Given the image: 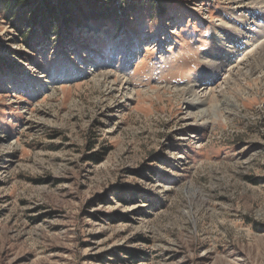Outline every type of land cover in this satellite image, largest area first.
Wrapping results in <instances>:
<instances>
[{"label": "rangeland", "instance_id": "374dc122", "mask_svg": "<svg viewBox=\"0 0 264 264\" xmlns=\"http://www.w3.org/2000/svg\"><path fill=\"white\" fill-rule=\"evenodd\" d=\"M117 1L36 49L0 15V264H264V77L224 85L264 10Z\"/></svg>", "mask_w": 264, "mask_h": 264}, {"label": "trees", "instance_id": "16d2710c", "mask_svg": "<svg viewBox=\"0 0 264 264\" xmlns=\"http://www.w3.org/2000/svg\"><path fill=\"white\" fill-rule=\"evenodd\" d=\"M117 2V0H0V15L19 32L21 41H24L27 47L36 49L42 42L49 40L51 33L59 34L60 27L68 29L70 35L72 33L70 28L84 24V21L90 18L97 19L99 11L111 14V7L118 8ZM87 7H90L91 14L86 12Z\"/></svg>", "mask_w": 264, "mask_h": 264}, {"label": "bare ground", "instance_id": "6f19581e", "mask_svg": "<svg viewBox=\"0 0 264 264\" xmlns=\"http://www.w3.org/2000/svg\"><path fill=\"white\" fill-rule=\"evenodd\" d=\"M246 1H249V0H237V2L236 1H231V3H234L235 5H239V4H241L242 2H244V5H245V2ZM255 2H257L259 5H258V10H264V0H255ZM251 4H252V2H250ZM246 4H249V3H246ZM250 5V4H249ZM231 6V5H230ZM229 6V7H230ZM243 6V5H242ZM253 6H255V5H253ZM240 7H241V5H240ZM247 7H249V6H247ZM231 8V7H230ZM251 8H247V10H245V13L246 14H243V16L239 19V24H240V22L241 23H243V27H241L240 26V28H241V32L243 31V35L242 34H239V35H241L240 37H244V39L246 38V39H250V43L253 41V39H254V36H249V34H247V33H245L244 32V27L245 26H248V25H257V26H261V24L259 23V24H256V20L258 19V16H257V13L255 12V11H253V12H250L249 10H250ZM240 16H241V14H239ZM256 21V22H255ZM258 23V22H257ZM228 25V24H227ZM226 25V26H227ZM223 26V25H222ZM228 28H233V27H231V26H227ZM240 28H239V30H240ZM224 29H226V27L224 28ZM237 29V28H236ZM238 30V29H237ZM236 30V31H237ZM251 31H253V30H251ZM250 31V32H251ZM236 33V32H235ZM228 34V33H227ZM240 37L238 36V38L240 39ZM256 37V36H255ZM214 38H217V36H215ZM226 40L228 41V43H231V42H235L234 40H232L231 38H229L228 36H226ZM237 38V39H238ZM236 39V40H237ZM220 40V39H219ZM258 40V39H257ZM218 41V40H217ZM262 41V40H261ZM257 42V41H256ZM246 44H249V43H247V42H245ZM257 43H259V42H257ZM232 47V46H231ZM231 47L230 46H228V48L229 49H231ZM254 49H252V50H250L251 52H250V55L248 56V57H245L246 59L245 60H241V62L239 61V62H237L236 64H234L233 66H235L234 67V70L231 72V73H229L227 76H226V74H225V76H226V78H225V83H224V85L225 86H228V84H235V83H238L239 82V79H241L242 77H244V76H246V74H248V75H252V76H256V74H258V73H260L263 77H264V46H262L260 49H259V44H258V46H254L253 47ZM256 49H258V52L256 51ZM229 51V50H228ZM240 52V51H239ZM219 56V55H218ZM222 56V55H221ZM222 57H224V58H226L224 55L222 56ZM229 59V58H228ZM227 59V62H231V61H229ZM223 60V59H222ZM232 60V59H231ZM232 63V62H231ZM240 65V66H239ZM232 65H229L228 64V67H233ZM228 69V68H227ZM232 69V68H231ZM251 76V77H252ZM101 77H103V78H105V79H109L110 77H112L111 75H109V74H103V75H101ZM48 82V81H47ZM121 82V81H120ZM229 88V87H228ZM121 89L123 90V94L125 95H127L128 97H126L127 98V101L129 100V99H131L132 98V96H130L131 94H130V89H129V87H127L125 84L124 85H122V87H121ZM190 92V94H187V93H189ZM184 93H185V91H184ZM200 93H202V94H205V96H204V98H202L203 97V95H201ZM199 94H197L196 93V91H195V93H194V90L193 91H187L186 92V95H188V96H186V95H184V97L185 98H188V99H190V98H196L195 100H193V101H196V102H193V103H197L198 104V101H199V104L200 103H202V104H204V103H206V102H208V101H210V100H214V98H217L218 97V95H217V92H216V90H214L213 92H209V94H207V93H204V92H200ZM130 94V95H129ZM134 94V93H133ZM137 94H139V93H137ZM202 98V99H201ZM190 103V101H188L187 100V103ZM188 106V105H187ZM200 106V105H199Z\"/></svg>", "mask_w": 264, "mask_h": 264}]
</instances>
